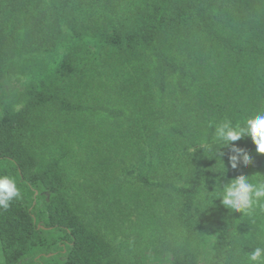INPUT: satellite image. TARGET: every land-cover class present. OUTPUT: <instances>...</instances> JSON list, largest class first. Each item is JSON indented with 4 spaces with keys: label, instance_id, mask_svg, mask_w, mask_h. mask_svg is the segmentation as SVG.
<instances>
[{
    "label": "trees",
    "instance_id": "obj_1",
    "mask_svg": "<svg viewBox=\"0 0 264 264\" xmlns=\"http://www.w3.org/2000/svg\"><path fill=\"white\" fill-rule=\"evenodd\" d=\"M77 1L0 0V176L21 192L0 208L4 263L246 264L264 214L206 210L220 164L197 145L264 111V0H102L91 22ZM235 145L252 163L221 149V183L264 175L251 140ZM77 192L134 208L137 251L79 215Z\"/></svg>",
    "mask_w": 264,
    "mask_h": 264
},
{
    "label": "clouds",
    "instance_id": "obj_2",
    "mask_svg": "<svg viewBox=\"0 0 264 264\" xmlns=\"http://www.w3.org/2000/svg\"><path fill=\"white\" fill-rule=\"evenodd\" d=\"M241 139H250L255 146L256 154L264 156V111L254 114L243 123L234 124L230 120H225L217 124L212 145L203 142L197 145L212 152L220 164L216 170L217 176L213 181L212 191L204 192L206 210L214 207L215 201H219V205L227 210L229 215L240 213L252 216L257 212L264 214V175L258 174L254 178L240 175L221 183L227 171L222 160L225 153L221 149L229 150L228 167L232 170L238 168V162H242L244 167L252 163L250 155L235 145V142ZM213 145L216 147L213 148ZM20 197L21 192L16 181L7 175L0 176V208L7 209L14 199ZM246 256V264H264V247H255L247 252Z\"/></svg>",
    "mask_w": 264,
    "mask_h": 264
},
{
    "label": "rangeland",
    "instance_id": "obj_3",
    "mask_svg": "<svg viewBox=\"0 0 264 264\" xmlns=\"http://www.w3.org/2000/svg\"><path fill=\"white\" fill-rule=\"evenodd\" d=\"M73 12L75 17H82L91 22L97 16L101 18L104 15L105 18L107 15H110L111 7L108 3L102 2V0H78ZM113 14L123 15V12L117 10ZM126 179L127 178L124 176L121 177L123 183L128 184ZM132 179L134 183H136L135 178ZM79 194L77 192L76 195ZM80 195L81 196H79L75 202V209L79 215H81L86 221L98 226L101 233L107 235L113 245L120 247L121 254L124 255L130 250L137 249V245L142 237L141 227L139 226L140 217L134 208L129 210L122 209V213H119L116 210L110 211L104 208L103 203H98L84 193ZM205 242L206 244L203 248L202 255L203 259H209L211 257L213 237L206 238ZM0 264H5L1 246Z\"/></svg>",
    "mask_w": 264,
    "mask_h": 264
}]
</instances>
